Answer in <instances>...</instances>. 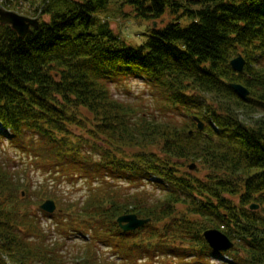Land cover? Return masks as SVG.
Wrapping results in <instances>:
<instances>
[{"label":"trees","instance_id":"16d2710c","mask_svg":"<svg viewBox=\"0 0 264 264\" xmlns=\"http://www.w3.org/2000/svg\"><path fill=\"white\" fill-rule=\"evenodd\" d=\"M112 1H32L40 25L24 38L0 24V143L62 181L88 182L83 206L68 203L73 213L63 212L66 219L57 223L71 228L64 238L78 236L125 263L226 256L227 264H264V0H122V17L133 11L141 21L158 22L171 15L137 45L99 18ZM240 55L246 65L237 73L231 62ZM133 79L149 88L153 108L112 95V84ZM232 84L250 95L241 98ZM125 146L141 148L129 156ZM4 159L0 264H60L53 254L60 243L43 242L37 214L13 199L21 183L7 167L12 158ZM190 162L202 180L182 172ZM121 182L135 192L124 193ZM110 187L124 197L105 191ZM227 196H239V206ZM254 203L258 210L248 207ZM128 214L150 223L125 232L117 219ZM210 229L234 248L214 252L203 237ZM143 232L154 240L129 248ZM81 263L96 261L84 256Z\"/></svg>","mask_w":264,"mask_h":264},{"label":"rangeland","instance_id":"374dc122","mask_svg":"<svg viewBox=\"0 0 264 264\" xmlns=\"http://www.w3.org/2000/svg\"><path fill=\"white\" fill-rule=\"evenodd\" d=\"M32 1L33 4L34 2H36L37 4H41V0H11L8 4L5 0H0V5L7 4L6 7L8 8H4V11L7 12L15 11L19 15L26 14L28 16H34L35 11L31 7ZM120 2H122V0H113L107 7L106 11L102 14H99V18L102 20V22L108 21L113 32L119 35L121 39L127 40V42L130 44L137 45L143 43L149 37V35L152 34L153 28L158 29L159 27H163L168 21L172 20L171 15L167 13L162 18V20L158 22L156 20L141 21L140 19H137L133 16L134 12L132 10L131 11L133 13L129 12L127 14L128 17H122L123 11L127 10V8L120 6ZM0 10L3 9L0 8ZM45 19L48 21L49 17H45ZM111 92L113 93L112 95L114 97L120 100L136 103V105L145 107H149L151 105V108H153L151 92L149 88L145 84H143L141 79L130 80L123 86H116L115 84H112ZM252 118L255 121L260 118V115L254 116ZM246 119L249 120L247 117H241L242 121ZM83 124L84 123H77L73 126L80 127L83 126ZM72 129L77 134H83V132L79 131L78 129H74L73 127ZM85 130L90 129L86 127ZM91 132L93 133L94 131ZM102 147L108 148V141H104ZM123 148L124 150H122L126 151V155L130 154L129 156H133L141 147L125 146ZM147 149L151 150V147H148ZM7 156L12 158L7 164V167L10 168V172L13 175L17 176L19 183H21L20 191H18L17 193H13V199L18 200V206L24 205L26 207H24V209L27 210L28 208L29 212H31L32 214H37L36 220L39 221L38 225L40 226L42 233L44 232L43 235H45V239L43 240V242L53 244L55 241H58L57 244L60 243L53 252L55 258L57 260H61L60 264H76L77 261H81L84 256L90 259L95 258L96 264H100V261H102L103 264H106L105 262H112V264H136V262H121V260L117 258V255H115V253H113L111 250H108L107 248H103L102 246H99V248H97L96 246L87 247L85 245V242L83 243L81 238L78 236L71 235L67 238L62 237L64 236V230L71 229L69 227L64 228L61 225H59L58 227L57 225V223L63 222L64 219H66L63 212L70 211L71 213H73L71 209L68 210V203H78V207H81L83 206L82 204L85 202V199H87L89 196L90 186L84 178H81L79 176L75 177L74 179L66 178L64 179V181H62V179L57 177L55 173L53 175H49V171H46L42 167V169L40 170L37 167L36 163L32 162L29 157H25L12 148L10 149L9 145H7L6 143H3V145L0 143V159L5 160L4 158ZM191 165H194V162H190L184 165L182 168V172H184L185 174H191L193 178L195 177L196 179L202 180V178L200 177L203 176L202 172H198L197 169H195L194 171L191 170ZM121 186L122 189H124V193H131L133 191L135 192L134 187H128V184H125L124 182H121ZM147 189L149 191L153 190L152 186L150 185H147ZM110 190L115 191V193L121 192L118 187L105 188V191ZM115 195L124 197L123 194L120 193H116ZM227 198H229L232 203L239 206V196H227ZM20 199L22 201H20ZM47 200L54 201L56 204V211L54 214L56 220H50L49 218H47V215L44 214L45 212H43L40 208V206L43 205ZM73 206L76 210L77 206ZM178 210H183V206L179 205ZM192 219H194V222L196 223H201L203 221V219L198 216L192 217ZM56 227H58V229H56ZM143 234L144 232L140 233L138 237L132 239L133 243L131 242L127 246L129 248H138L140 250V246L148 245V241L150 239H153V237H146ZM163 240L164 239L159 238V241L163 242ZM93 252H97V256H95ZM197 258L198 257H196V260ZM196 260H193L191 257L186 256H177L171 258L156 257V259L150 264H227L226 262L231 261V259L226 256H212L209 260L207 258H203L197 260L198 262H196ZM139 264L145 263L143 261H139Z\"/></svg>","mask_w":264,"mask_h":264},{"label":"water","instance_id":"95a60500","mask_svg":"<svg viewBox=\"0 0 264 264\" xmlns=\"http://www.w3.org/2000/svg\"><path fill=\"white\" fill-rule=\"evenodd\" d=\"M0 24L11 26L20 38L26 37L32 31V28H36L40 25L38 20L29 19L14 12H7L4 10H0ZM245 65L246 60L241 55L231 62L232 69L237 73H242ZM232 88L241 98L246 99L250 95V91L241 84H232ZM195 121L198 122L199 130H203L204 124L198 118H195ZM190 169L195 170L196 165H191ZM40 208L52 214L56 211V204L54 201L47 200ZM250 208L252 210H258L259 205L252 204ZM117 221L125 232H133L150 222L149 219H140L135 214L123 215L119 217ZM204 238L209 246L216 252H227L234 247V243L228 236L217 229L207 230L204 233Z\"/></svg>","mask_w":264,"mask_h":264}]
</instances>
